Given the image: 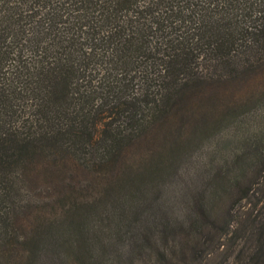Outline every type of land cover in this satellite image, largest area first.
<instances>
[{
	"label": "trees",
	"instance_id": "trees-1",
	"mask_svg": "<svg viewBox=\"0 0 264 264\" xmlns=\"http://www.w3.org/2000/svg\"><path fill=\"white\" fill-rule=\"evenodd\" d=\"M244 199L264 207V0H0V264L200 263Z\"/></svg>",
	"mask_w": 264,
	"mask_h": 264
},
{
	"label": "rangeland",
	"instance_id": "rangeland-1",
	"mask_svg": "<svg viewBox=\"0 0 264 264\" xmlns=\"http://www.w3.org/2000/svg\"><path fill=\"white\" fill-rule=\"evenodd\" d=\"M261 70L263 68L256 70L255 73H262ZM183 181H185L184 178H181L176 189L171 191L169 197L166 196L169 198V210L173 207L178 209L181 204L185 190L183 187L186 186ZM249 202L244 199L237 204V213L235 212L233 217L236 219L234 224L237 227L235 234L232 237H226L219 247L210 248V253L200 263L196 259H189L188 264H264V244L261 245V242L257 241L259 230L254 227V225L264 226V207L261 208V205H258L252 210ZM168 209L166 210L169 211ZM93 222L103 226V214L93 216ZM97 249L101 251V255L95 263L71 259L58 264H129L132 262L117 257L118 252L124 251L122 245H102ZM133 261H135L133 264H141L139 259Z\"/></svg>",
	"mask_w": 264,
	"mask_h": 264
}]
</instances>
